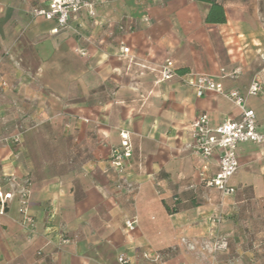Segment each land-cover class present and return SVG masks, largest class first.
<instances>
[{
    "label": "crops",
    "instance_id": "crops-1",
    "mask_svg": "<svg viewBox=\"0 0 264 264\" xmlns=\"http://www.w3.org/2000/svg\"><path fill=\"white\" fill-rule=\"evenodd\" d=\"M92 1L94 15L84 9L60 28L32 14L35 0H0V172L30 181L34 218L32 229L21 225L17 198L0 215V264H231L213 238H243L242 214L264 200V143L239 145L233 195L210 185L219 154L194 152L193 123L205 113L216 126L240 109L217 92L198 96L189 82L220 76L264 132V98L248 93L254 74L242 41L253 23L236 10L207 23L209 4L198 0ZM166 59L178 72L168 80ZM234 68L242 72L224 75ZM122 130L134 152L120 177L109 157ZM38 131L50 149L33 144Z\"/></svg>",
    "mask_w": 264,
    "mask_h": 264
},
{
    "label": "built area",
    "instance_id": "built-area-1",
    "mask_svg": "<svg viewBox=\"0 0 264 264\" xmlns=\"http://www.w3.org/2000/svg\"><path fill=\"white\" fill-rule=\"evenodd\" d=\"M32 14L35 17H42L47 20H53L60 28L70 27L73 18L82 10L87 9L90 15H94V2L92 0H35ZM105 2L107 0H100ZM124 54L129 52V47H124ZM241 71V68H234L225 76L235 78ZM161 77L164 80L173 78L178 74L174 61L166 59L160 65ZM196 90L198 96H203L207 92L213 91L222 94L231 100L240 109V118H227L216 126H211L209 117L203 113L199 115L193 123V144L194 152L210 157L215 153L219 154V170L215 177L209 183L221 191L223 195H233L236 188L231 185V178L238 172L240 163L237 157V150L240 144L253 142L256 144L264 143V132L258 127V119L253 108L247 106L246 97L237 89L225 90L220 76L202 74L189 82ZM248 93L250 95L264 98V77L261 74L254 76ZM20 136L14 137L19 143ZM134 152V146L131 140L130 132L122 130L121 143L114 148L110 154V165L122 177L126 171V161L131 159ZM8 181L11 190L3 189V182ZM126 182L120 179L119 187H125ZM129 189L133 186L127 185ZM30 194L31 186L29 180L20 181L16 176L5 177L0 172V215L7 213V208L15 198L18 201V212L21 215V225L26 229H32L34 218L30 212ZM213 222L219 223L220 218H213ZM138 223L136 217L129 218L125 222L128 230L135 229ZM215 250L227 247V241L216 235ZM148 257V254H145ZM120 262L126 263L128 260L124 256L119 257Z\"/></svg>",
    "mask_w": 264,
    "mask_h": 264
},
{
    "label": "rangeland",
    "instance_id": "rangeland-1",
    "mask_svg": "<svg viewBox=\"0 0 264 264\" xmlns=\"http://www.w3.org/2000/svg\"><path fill=\"white\" fill-rule=\"evenodd\" d=\"M225 6V10H236L238 12H245L246 16L251 20L255 28L252 35L243 37V42L248 43L243 48L247 59L250 61L251 73L259 74L263 67V59L261 54L264 53V0H220ZM239 16V15H237ZM242 15H240L241 17ZM237 22V21H236ZM255 39V42L252 40ZM261 44H257L258 40ZM244 45V44H243ZM261 48V50H259ZM243 51V52H244ZM242 72V69L241 71ZM2 80H0L1 82ZM4 85L0 83V106L6 102V96L3 95ZM13 104H18V99L15 96L11 97ZM33 133V132H32ZM31 134V132H30ZM45 131H38L36 134L30 135L31 140L34 139V145L38 144L43 149H50V139ZM45 140V142L36 143L38 140ZM54 148L64 147L65 144H54ZM63 148V149H64ZM62 149V148H61ZM239 229L244 234L243 238L226 239L227 247L220 250H229L224 256V260L231 261V264H264V200L250 202L249 206L241 216V221L238 224ZM216 236L213 238V248L215 247ZM218 251V250H217ZM240 251L243 254H240Z\"/></svg>",
    "mask_w": 264,
    "mask_h": 264
},
{
    "label": "trees",
    "instance_id": "trees-1",
    "mask_svg": "<svg viewBox=\"0 0 264 264\" xmlns=\"http://www.w3.org/2000/svg\"><path fill=\"white\" fill-rule=\"evenodd\" d=\"M209 4V11L206 16V22L211 24H223L227 22L225 6L220 0H198ZM170 211H175L168 207Z\"/></svg>",
    "mask_w": 264,
    "mask_h": 264
}]
</instances>
